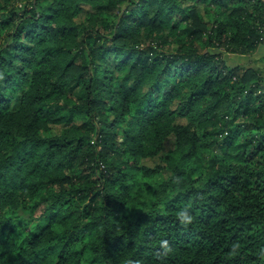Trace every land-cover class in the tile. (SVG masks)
I'll return each mask as SVG.
<instances>
[{
    "label": "trees",
    "instance_id": "1",
    "mask_svg": "<svg viewBox=\"0 0 264 264\" xmlns=\"http://www.w3.org/2000/svg\"><path fill=\"white\" fill-rule=\"evenodd\" d=\"M263 38L264 0H0V264H264Z\"/></svg>",
    "mask_w": 264,
    "mask_h": 264
},
{
    "label": "rangeland",
    "instance_id": "2",
    "mask_svg": "<svg viewBox=\"0 0 264 264\" xmlns=\"http://www.w3.org/2000/svg\"><path fill=\"white\" fill-rule=\"evenodd\" d=\"M21 2H19L18 4H17V7H21ZM88 7V6H87ZM86 7V8H87ZM170 48H168V50H169ZM227 60L229 61V63L230 64H238V63H240V61H241V64H245V65H249L248 63H246L247 61H245V59H243L242 57H238V56H234V55H228L227 56ZM17 65H19V63H17ZM16 100H17V98H15V100L13 101V103H15L16 102ZM178 120V122H180V123H186V119L183 117V116H179L178 118H177ZM65 127V125L63 124H59V125H56L55 126V132H61L62 131V129ZM173 138H169L168 140H167V142H166V148L167 149H170V148H172L173 147ZM210 153H216V151H215V149L214 148H212L211 150H210ZM155 162L156 161H154V160H150V159H147V160H144V164H146V165H148V166H150V167H152L154 164H155ZM159 180H161V178L160 177H158V176H156V177H154V178H142L140 175L139 176H137V178H136V182H135V184H136V186H135V188H139V187H142L143 186V184H144V182H147V183H149V184H155L156 182H158ZM145 200L147 201V203H151L153 200H154V197H153V195H152V193L151 192H146L145 193ZM127 213H129L130 212V210L129 209H127V211H126Z\"/></svg>",
    "mask_w": 264,
    "mask_h": 264
},
{
    "label": "clouds",
    "instance_id": "3",
    "mask_svg": "<svg viewBox=\"0 0 264 264\" xmlns=\"http://www.w3.org/2000/svg\"><path fill=\"white\" fill-rule=\"evenodd\" d=\"M177 217L181 224L187 226L189 223H191L194 219L193 215L190 213L189 209L187 207L181 208L177 212ZM172 246L170 245L169 241L166 239H161L159 241V249L156 252V256L158 257L161 264H164L165 257L168 256V254L171 252ZM128 264H133V261L130 259L128 261Z\"/></svg>",
    "mask_w": 264,
    "mask_h": 264
},
{
    "label": "crops",
    "instance_id": "4",
    "mask_svg": "<svg viewBox=\"0 0 264 264\" xmlns=\"http://www.w3.org/2000/svg\"><path fill=\"white\" fill-rule=\"evenodd\" d=\"M249 66L260 69L264 75V44L260 45L259 48L250 55L242 56Z\"/></svg>",
    "mask_w": 264,
    "mask_h": 264
},
{
    "label": "built area",
    "instance_id": "5",
    "mask_svg": "<svg viewBox=\"0 0 264 264\" xmlns=\"http://www.w3.org/2000/svg\"><path fill=\"white\" fill-rule=\"evenodd\" d=\"M263 42H264V38H263Z\"/></svg>",
    "mask_w": 264,
    "mask_h": 264
}]
</instances>
